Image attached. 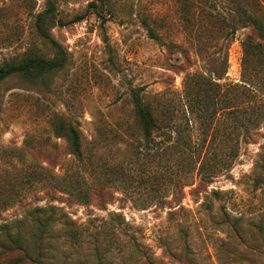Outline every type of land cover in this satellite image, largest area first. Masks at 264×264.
<instances>
[{
	"label": "rangeland",
	"instance_id": "rangeland-1",
	"mask_svg": "<svg viewBox=\"0 0 264 264\" xmlns=\"http://www.w3.org/2000/svg\"><path fill=\"white\" fill-rule=\"evenodd\" d=\"M249 14L264 22V0H0V63L53 58L39 27L66 54L60 70L0 82V264H264V134L240 141L264 99V66L241 95L245 110L216 122L185 111L182 83L189 72L244 86ZM133 93L161 128L150 143ZM60 122L77 129L80 158ZM30 235L42 239L31 261Z\"/></svg>",
	"mask_w": 264,
	"mask_h": 264
},
{
	"label": "trees",
	"instance_id": "trees-1",
	"mask_svg": "<svg viewBox=\"0 0 264 264\" xmlns=\"http://www.w3.org/2000/svg\"><path fill=\"white\" fill-rule=\"evenodd\" d=\"M101 4H103V0H98ZM89 7L92 8L97 18H101L104 20L101 10H98V5L96 2H91ZM147 32L149 33V37L151 39H157L153 34L151 26L148 23L142 22ZM244 25H249L253 28L255 37H246L242 43V58H241V78L244 86H240L239 84H225L223 86L219 84H213L209 80L205 79L203 76H198L194 74L185 73L182 83L183 88H185V101L184 107L186 108V112L189 113L193 118H195L198 122H216L218 121V117L223 114H238L239 112L245 110V104L241 101V95L247 94L250 90L247 88L248 86L255 85L254 82L250 79L252 76L251 73L257 71V66H264V22L259 18L253 15H247L243 21ZM39 33L46 38L53 48L56 51V55L53 58H44L40 56H30L23 57L19 61L16 62H3L0 63V82L7 79L11 76H23V77H38L43 76L45 74L54 72L56 70L62 69L66 64V54L59 44L53 41L49 36H47L42 29L38 28ZM180 55L184 58V60L189 63V60L185 56V52L178 51ZM174 69H181L180 66L172 65ZM222 70L218 72L217 79H222L225 70H226V59H223ZM256 77V74L255 76ZM253 77V78H254ZM255 79V78H254ZM264 81V80H263ZM189 82H193L192 86L188 87ZM257 83V81L255 82ZM247 86V87H245ZM236 91V92H235ZM238 96V99L236 98ZM255 100V99H254ZM132 103L135 113V119L140 125V130L142 132V136L147 143L152 142V136L155 133L160 131V126L158 124V120L154 115V110L152 104L147 102L143 96H140L138 93L132 94ZM252 103V102H251ZM249 117L247 122H254L251 128L244 127L240 133V141L241 144H249L255 141L258 136H262L264 134V99H260L258 101H254L253 105L248 109ZM241 115V114H240ZM261 122V123H258ZM261 129V131H260ZM65 136L67 141L69 154L73 157H81V142L80 135L76 128H74L70 124H65L64 122L59 123V133ZM211 180V176L208 174L202 175L199 179L200 181ZM181 192V187L176 188ZM103 187H99L96 190L95 194L101 195ZM176 191V190H175ZM176 191V192H178ZM51 193V192H49ZM215 193V192H212ZM71 194L75 195L77 198V202L81 204H87L89 202L90 195L87 191H75L71 192ZM179 197V196H178ZM176 196L172 200V204L179 205L180 201ZM157 205H162L165 202L163 200H158ZM170 203V204H171ZM53 207L51 206L50 209ZM36 224H40L42 221L35 218ZM46 222L49 219L45 220ZM4 231V230H3ZM5 237L7 238L9 245H11L10 250L18 249L20 250V240L17 234L10 236L5 232ZM29 243L33 246L31 249V253L34 256L27 257L29 261L32 259H38L41 257L39 252L36 251L35 246H39L42 243V239L35 238L30 235ZM13 247V248H12ZM0 249H4L3 246H0ZM143 264H148L147 261H143Z\"/></svg>",
	"mask_w": 264,
	"mask_h": 264
}]
</instances>
